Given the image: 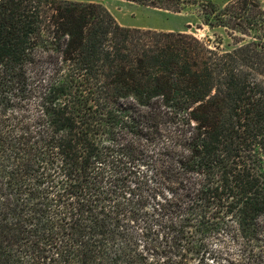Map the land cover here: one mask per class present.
I'll use <instances>...</instances> for the list:
<instances>
[{
	"label": "trees",
	"instance_id": "1",
	"mask_svg": "<svg viewBox=\"0 0 264 264\" xmlns=\"http://www.w3.org/2000/svg\"><path fill=\"white\" fill-rule=\"evenodd\" d=\"M126 1L198 5L235 47L121 26L101 4L0 0V264H147L160 247L130 230L146 198L119 171L146 151L171 194L148 191L166 231L153 264H193L180 250L201 246L195 264H264V9Z\"/></svg>",
	"mask_w": 264,
	"mask_h": 264
},
{
	"label": "rangeland",
	"instance_id": "2",
	"mask_svg": "<svg viewBox=\"0 0 264 264\" xmlns=\"http://www.w3.org/2000/svg\"><path fill=\"white\" fill-rule=\"evenodd\" d=\"M81 3H92V4H101L104 6L110 14L114 17L118 24L125 27L131 28H141L149 29L162 32H182L190 34L197 39L207 41L210 47L218 46L221 52H228L235 47L233 39L229 36V32L224 28H209L206 25L201 23V16L199 12L198 5L187 4L183 6L181 11L173 12L170 10L151 8L139 4H135L126 0H68ZM197 3L213 2L218 7H223L230 0H195ZM261 7L264 9V0H258ZM126 140H128L127 135L123 134L121 131L117 133L116 139L114 140L116 147L119 149ZM111 145L109 144L107 137L102 139L100 148L102 151H105ZM146 164L136 163L133 168L120 166V174L127 175V180L133 184L138 183L140 186L139 193H142L146 198V203L144 207L140 208L139 219L135 224L130 225V230H132L135 235L136 244L140 249L142 247L159 246L158 250H152L147 255V264H153V261H158L161 258L160 251L165 249L166 240L162 238L166 231H163L159 228V223L156 222L155 213L152 211V208L155 207V202L159 201L158 198L156 201L148 200L147 195L149 190L155 192L161 191L165 195V198L168 199L171 194H168L163 190V187L160 188L159 179L154 175L151 165L149 164V159L147 162V151L145 154ZM127 168V169H126ZM126 171H123L125 170ZM128 169L131 173H128ZM117 176V175H116ZM148 192V193H147ZM139 208V207H137ZM225 220V219H224ZM201 224L191 223L187 229L192 233V242L191 244H186L182 242V246L186 249H197L203 238V234L200 236L195 232L198 230L202 233L204 230V236H208L209 233L205 232L213 227L214 221L211 220H201ZM206 229V230H205ZM144 234V235H143ZM210 246L218 247L219 244L215 241H210ZM202 248V249H200ZM198 251L200 253L194 254L193 252L180 250L184 254V257L192 260V263H197V260L201 257V252L204 250L201 246ZM161 249V250H160ZM162 259V258H161ZM163 260V259H162ZM161 260V261H162ZM188 263V262H186Z\"/></svg>",
	"mask_w": 264,
	"mask_h": 264
}]
</instances>
